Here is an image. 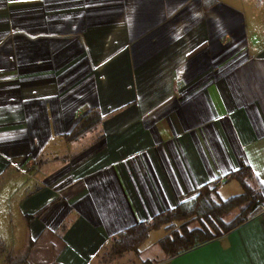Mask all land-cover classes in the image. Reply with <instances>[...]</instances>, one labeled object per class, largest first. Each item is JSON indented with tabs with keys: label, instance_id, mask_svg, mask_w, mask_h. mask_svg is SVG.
<instances>
[{
	"label": "crops",
	"instance_id": "obj_1",
	"mask_svg": "<svg viewBox=\"0 0 264 264\" xmlns=\"http://www.w3.org/2000/svg\"><path fill=\"white\" fill-rule=\"evenodd\" d=\"M242 168L264 200V0H0V264H106L204 188L241 194ZM252 215L175 256L149 250L185 221L139 248L264 264V203Z\"/></svg>",
	"mask_w": 264,
	"mask_h": 264
},
{
	"label": "trees",
	"instance_id": "obj_2",
	"mask_svg": "<svg viewBox=\"0 0 264 264\" xmlns=\"http://www.w3.org/2000/svg\"><path fill=\"white\" fill-rule=\"evenodd\" d=\"M100 119L99 112L92 109L65 136L66 140H77L86 132L94 129L99 124ZM234 176L238 178L242 187L243 192L241 194L220 200L216 198L215 188H204L190 203L179 204L172 211L164 213L150 222H140L123 232L118 237V244H121L122 247L119 251L136 249L146 239L151 229L172 221L185 222L180 225L179 230H173L168 236L160 240V244L168 257L220 237L247 222L253 216L249 213L263 204L264 200L256 188L252 173L248 168L239 169L234 173ZM232 209H238V214L234 222L226 227L223 217L227 216ZM189 220L198 221L199 226L189 229Z\"/></svg>",
	"mask_w": 264,
	"mask_h": 264
},
{
	"label": "rangeland",
	"instance_id": "obj_3",
	"mask_svg": "<svg viewBox=\"0 0 264 264\" xmlns=\"http://www.w3.org/2000/svg\"><path fill=\"white\" fill-rule=\"evenodd\" d=\"M59 158H61V157H58V164L60 163ZM54 160H55L54 158L50 159V161H49L50 163H48L49 166L47 165L49 169H52V165L54 163ZM66 160L69 161V157H67L66 159L64 158V160H62L63 163H60L63 166L62 171H64V169L67 167ZM62 171L60 170L59 172H62ZM57 175H58V173L54 174L52 178H54ZM221 196H225V195H223V193H222ZM256 210H257V208L255 210H252L249 214H253ZM237 214H238V209H232L231 212L227 216L223 217L224 225L226 227L230 226L234 222ZM165 224H167V223H165ZM168 224L171 225V222H168ZM195 226H199V223L196 221L194 223L190 224V227H195ZM156 234H157L156 231L151 232L148 236V239L147 240L145 239L146 241L144 240L145 243L143 246H142V244L144 241L136 249L127 250V251H119L122 247H121V244H118V239H117L109 250L104 251L103 261L106 264L107 263L108 264H151L152 262H155L154 259H156V257L158 255L157 254L156 255H148L149 254L148 252L151 250H154L156 248L160 249V251H161L162 246L160 244V241H158V243H156L154 245L155 248L153 246L149 251H147V253H146V251H144V255H142L141 249L144 250V248L151 246L154 238L156 237ZM141 246H142V248L140 249L139 247H141ZM137 252L139 254V257H138V254H134ZM166 256H167V254H166ZM146 260H151V261H146Z\"/></svg>",
	"mask_w": 264,
	"mask_h": 264
},
{
	"label": "built area",
	"instance_id": "obj_4",
	"mask_svg": "<svg viewBox=\"0 0 264 264\" xmlns=\"http://www.w3.org/2000/svg\"><path fill=\"white\" fill-rule=\"evenodd\" d=\"M221 183V181H217V182H215L214 184H213V186H215V185H219Z\"/></svg>",
	"mask_w": 264,
	"mask_h": 264
}]
</instances>
